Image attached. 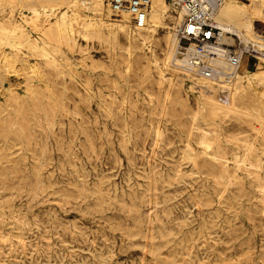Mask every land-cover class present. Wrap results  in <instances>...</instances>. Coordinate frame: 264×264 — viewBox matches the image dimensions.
<instances>
[{"label":"rangeland","instance_id":"374dc122","mask_svg":"<svg viewBox=\"0 0 264 264\" xmlns=\"http://www.w3.org/2000/svg\"><path fill=\"white\" fill-rule=\"evenodd\" d=\"M32 5L0 0V264H264V83L166 62L170 3L142 28Z\"/></svg>","mask_w":264,"mask_h":264},{"label":"built area","instance_id":"2783aa9c","mask_svg":"<svg viewBox=\"0 0 264 264\" xmlns=\"http://www.w3.org/2000/svg\"><path fill=\"white\" fill-rule=\"evenodd\" d=\"M176 7H182L184 15L178 26L177 55L191 70L205 78L216 89L231 84L239 71L242 57L252 65L264 64L259 53L264 51V37L246 41L232 31H225L232 42L219 41L223 33L213 21L214 0H173ZM115 15L127 13L134 26H143L151 0H104ZM213 59L227 61L229 69L212 64ZM251 65V66H252ZM250 66V65H249Z\"/></svg>","mask_w":264,"mask_h":264},{"label":"bare ground","instance_id":"6f19581e","mask_svg":"<svg viewBox=\"0 0 264 264\" xmlns=\"http://www.w3.org/2000/svg\"><path fill=\"white\" fill-rule=\"evenodd\" d=\"M27 2L33 3L32 5V11L35 14L39 13V7H37V4L39 5H53V3H62L68 0H26ZM215 6H214V12L212 15L213 21L221 28L223 33L219 36V41H225V42H231L232 38L228 37L226 34H224L225 31H232L233 33L237 34L240 38L245 39L246 41H251L254 38L262 39L264 37V33L261 32L262 30H257L254 27L253 24V17L255 15V11L252 9V0H214ZM76 2V0H73V4ZM88 4L96 8L99 14V18L101 19L104 17V15L112 18L113 20L117 21L119 24L123 23L124 25H132V21L127 13H120L118 15H115L111 12L108 5L104 2V0H86ZM264 2V0H263ZM172 5L176 9V14L173 17V20L175 22L173 31L167 41V48H166V62H171L175 67L181 68L185 72L186 75H188L192 80L199 82L197 86H199V89L204 91L205 93H212L218 91L220 92H228L230 94V98L234 95L233 92L236 90L237 87L241 86L243 82H248L252 84L255 90H260L257 86V83H264V68H258L252 71L250 74H246L245 67L242 66V72L238 71L236 77H234L231 84L224 85V89H216L215 87L211 86V84L203 78L200 74L190 69V67L187 65V63L183 60L177 57V48H178V33L177 29L179 24L182 21L184 10L182 7H176L175 2L173 0H151L149 9L147 11L146 15V21L143 26H134L136 28H142L147 25H151L153 27H156L162 23L163 18L165 17V12L169 6ZM50 9V10H49ZM52 8H43V12L47 14L54 13L55 8L51 10ZM78 12V10H76ZM260 14L263 17L264 11H256V14ZM259 16L260 22L264 23V18ZM7 38V36H6ZM10 38V37H9ZM261 56L264 58V51L260 50L259 52ZM247 58L242 57L240 60V64L243 62H246ZM212 64L217 65L219 67L227 68L229 69V64L227 61L222 59H213ZM239 64V66H240ZM261 95L260 97V104L264 107V91L259 93ZM211 98L209 101L211 102ZM217 102V101H215ZM259 120L261 115L256 116ZM262 121V120H260ZM244 162V159H243Z\"/></svg>","mask_w":264,"mask_h":264}]
</instances>
